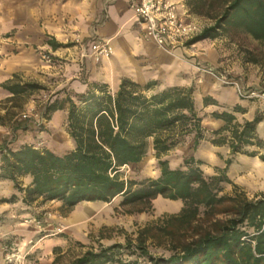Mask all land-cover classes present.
<instances>
[{
	"label": "trees",
	"instance_id": "16d2710c",
	"mask_svg": "<svg viewBox=\"0 0 264 264\" xmlns=\"http://www.w3.org/2000/svg\"><path fill=\"white\" fill-rule=\"evenodd\" d=\"M185 4L191 14L213 21L193 41L240 31L264 44V0H185ZM48 43L53 49L66 46L54 39ZM249 53V61L264 64V56L258 59ZM158 84L157 80L142 84L123 77L115 91L104 82H89L82 93L59 88L45 103L41 117L50 121L54 112L66 109L67 131L75 147L58 154L33 144L14 149L4 144L0 146V180H10L24 192L25 203L40 197L58 200L65 213L80 202H111L118 195L122 196L121 206L135 207L129 212H148L158 196L183 201L179 212L166 214L159 226L142 227L135 240L89 248L70 264H264V196L250 198L235 184L232 193H223L224 184L232 183L225 171L208 177L201 161L193 156L184 160L183 167L170 166L164 156L185 136L195 133L194 148L204 139L202 118L196 111L193 87L157 89ZM1 86L11 94L6 102L44 88L39 82L21 80L18 74ZM5 110L0 112L2 122L19 115L16 109ZM214 115L226 120L233 153H248L247 146L263 144L256 133L263 115L258 113L243 124L228 112ZM14 121L16 128L25 123ZM151 139L159 177L125 179L122 167L142 161ZM28 175L32 182L23 187L20 179ZM17 199L13 194L1 198L0 203ZM156 230L162 232L173 252L169 257L149 251L148 241L157 236ZM132 245L139 250L138 257L122 258L123 248Z\"/></svg>",
	"mask_w": 264,
	"mask_h": 264
},
{
	"label": "crops",
	"instance_id": "0c3cea01",
	"mask_svg": "<svg viewBox=\"0 0 264 264\" xmlns=\"http://www.w3.org/2000/svg\"><path fill=\"white\" fill-rule=\"evenodd\" d=\"M129 1L0 0V99L11 95L1 84L14 74L21 76L42 71L44 64L40 49L55 55L69 51L72 60L64 73L65 83L60 88L67 87L77 93L85 92L89 82L108 83L115 91L123 77L142 84L157 80L161 89L168 86L193 87L196 111L202 118L204 139L194 148L196 136L191 133L164 159L169 161L172 168H177L184 164L186 158L193 156L201 161L200 167L208 177L217 175L220 170L225 171L232 181L225 184L226 190L227 186L235 184L250 198L264 196V100L241 98L235 86L224 84L199 67L215 68L237 80L243 88L255 89L264 87V65L246 60L245 46L225 34L200 41L195 51L197 56L192 55V50L185 52L180 49L174 53L164 50L144 38L143 26L137 21ZM182 1L185 3V0ZM77 38L109 41L113 52L100 60L91 53L82 58L80 47L76 44ZM49 39L66 46L53 49L48 43ZM206 97L209 98L207 103L204 101ZM222 112L233 114L234 121L240 124L253 120L258 113L263 115L256 127L257 136L263 144L247 146L248 153H233L228 141L230 132L226 129L227 122L214 115ZM48 122L55 131L63 125L67 130V110H57ZM214 138L224 141L215 143ZM71 141L69 150L75 147V141ZM252 152L254 155H250ZM153 156L155 150L151 139L148 153L142 161L129 165L141 166ZM228 160L231 162L227 163ZM159 175L160 168L156 170L155 178ZM144 176H148L147 172ZM27 179L31 181V177ZM1 182L12 183L10 180ZM121 200L122 196L118 195L96 210L85 208V203L91 201L80 202L68 215L66 227L83 228L90 217L109 213L112 205L120 204ZM154 206L158 213H177L182 209L183 201L158 196ZM0 207L5 206L0 203ZM12 227L11 233L16 235V227ZM21 236L24 243L30 244L26 253L33 254L28 257L29 264H55L56 259L64 255L70 246L65 234L35 237L24 232ZM82 241H89L87 234ZM100 242H103L102 239Z\"/></svg>",
	"mask_w": 264,
	"mask_h": 264
},
{
	"label": "rangeland",
	"instance_id": "374dc122",
	"mask_svg": "<svg viewBox=\"0 0 264 264\" xmlns=\"http://www.w3.org/2000/svg\"><path fill=\"white\" fill-rule=\"evenodd\" d=\"M192 18L203 27L213 23L210 19L193 14ZM227 35L231 40H238L245 46L246 60L249 61L251 57L249 52H253L258 59H262V56H264V44L254 40L251 36L240 31H232ZM93 40L76 39V44L79 45L81 50V56L84 52L91 53L88 49ZM199 43L196 45L197 48ZM71 45H74V43ZM40 51L44 64L42 71L38 74H21L20 79L39 82L44 88L20 97L14 102H6L7 97L0 99V112L2 114L6 112L5 107L16 109L19 112V115L12 120L7 117L4 122L0 121V146L7 144L14 149L26 143L42 148L48 146L56 153L63 154L72 147V138L68 134L65 125L55 131L50 127L49 122L43 120L41 116L47 100L65 83L63 79L64 73L67 70V65L71 63L72 56L69 55V51L60 55L45 52L43 49H40ZM48 59H50L49 62L47 61ZM157 89H161L159 84ZM14 105L17 106L13 108ZM25 113L29 116L24 117ZM14 120H23L25 123L23 127L16 128ZM41 123L44 128L41 127ZM181 165L183 167V164ZM158 168V159L153 156L141 166H123L121 172L125 179L142 180L149 177L155 178ZM146 172L148 176H144ZM30 177L28 175L20 179L23 187L31 184L32 177L31 181L27 179ZM227 187L228 189L226 190L224 184L223 193H232L233 186ZM13 194H16L18 199L15 202H2L5 207H0V262L3 260L2 264H29L30 259L28 257L33 254L31 252L26 253L30 244L22 241L21 235L24 232H29L35 237L65 234L68 237L70 246L64 255L56 259L55 264H70L74 258L86 252L89 248L98 249L100 244L107 246L114 243H122L126 245L128 239H136L138 231L142 227L148 224L159 226L163 217L166 214H170L158 213L154 206V201L153 207L148 212H129L134 210L135 207H124L121 206V203H118L112 205V210L109 209V213L90 217L83 228L77 226H69L67 228L66 225L69 223L67 217L71 212L65 213L61 201L45 200L40 197L28 204L23 201L24 192L17 190L13 182L0 183V199L10 198ZM92 204L94 203H85V208L87 210H96L99 206H106V203L100 202ZM12 226L16 227V235L11 233L13 230ZM155 232H157V236L153 241H148L150 253L154 256L169 257L173 252L169 249L166 238L161 231L156 230ZM86 234L89 241L83 243L82 240ZM101 239L103 242H100ZM138 254L139 250L134 245L131 247L125 246L121 257L124 259H135Z\"/></svg>",
	"mask_w": 264,
	"mask_h": 264
},
{
	"label": "built area",
	"instance_id": "2783aa9c",
	"mask_svg": "<svg viewBox=\"0 0 264 264\" xmlns=\"http://www.w3.org/2000/svg\"><path fill=\"white\" fill-rule=\"evenodd\" d=\"M129 2L137 16V21L143 26L145 39L172 53L180 49L185 52L192 50L194 52L192 55L197 56L196 45L200 41L193 39L204 27L192 18L188 6L182 0H130ZM88 50L97 60L109 57L113 52L110 42L102 39L93 40ZM87 55L88 52H84L82 57L85 58ZM47 61L49 62L50 59ZM199 67L224 84L235 86L241 98L264 100V87L243 88L237 80L230 78L224 72L201 65ZM28 116L24 114V117Z\"/></svg>",
	"mask_w": 264,
	"mask_h": 264
}]
</instances>
